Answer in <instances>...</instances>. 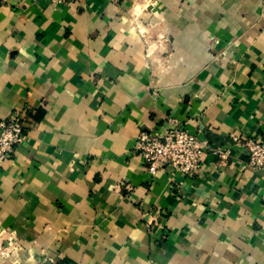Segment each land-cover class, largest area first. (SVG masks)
<instances>
[{"label": "crops", "instance_id": "0c3cea01", "mask_svg": "<svg viewBox=\"0 0 264 264\" xmlns=\"http://www.w3.org/2000/svg\"><path fill=\"white\" fill-rule=\"evenodd\" d=\"M0 264H264V0H0ZM229 149L135 151L170 120Z\"/></svg>", "mask_w": 264, "mask_h": 264}, {"label": "built area", "instance_id": "2783aa9c", "mask_svg": "<svg viewBox=\"0 0 264 264\" xmlns=\"http://www.w3.org/2000/svg\"><path fill=\"white\" fill-rule=\"evenodd\" d=\"M55 4H70L80 0H49ZM25 124L19 113H13L0 121V166L14 154L25 139ZM244 147L248 151L249 165L254 169L264 166V140L247 139ZM135 151L148 165L151 174L166 165L172 171L186 176L200 173L205 154L210 151L223 157L229 149L211 147L208 141L193 133L176 119L164 134L142 131L135 142Z\"/></svg>", "mask_w": 264, "mask_h": 264}]
</instances>
